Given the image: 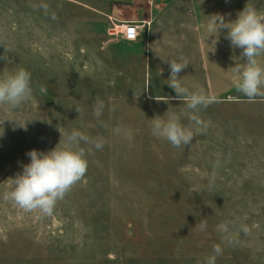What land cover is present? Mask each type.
<instances>
[{
	"label": "rangeland",
	"instance_id": "1",
	"mask_svg": "<svg viewBox=\"0 0 264 264\" xmlns=\"http://www.w3.org/2000/svg\"><path fill=\"white\" fill-rule=\"evenodd\" d=\"M234 1L264 12V0ZM109 2L0 0V76L25 68L32 87L17 109L0 105V264H207L216 245L215 264H264V96L214 98L189 145L154 135L150 118L192 126L191 110L144 90L141 44L104 32ZM73 129L103 147L51 214L5 199L27 153Z\"/></svg>",
	"mask_w": 264,
	"mask_h": 264
},
{
	"label": "clouds",
	"instance_id": "2",
	"mask_svg": "<svg viewBox=\"0 0 264 264\" xmlns=\"http://www.w3.org/2000/svg\"><path fill=\"white\" fill-rule=\"evenodd\" d=\"M40 7L47 12V4ZM52 18H56L54 14ZM223 29H227L226 38L230 40L231 46L242 50L240 56L244 63L235 67L239 74L234 81L236 89L250 101L255 100L257 96H264V63L258 59L264 55V12L246 4L235 20H226L224 15L219 13L211 15L206 38L219 36ZM5 51L10 50L5 48ZM4 58L6 59V56ZM165 62L170 67L167 84L174 89L176 98L182 100L187 109L191 110L192 126L182 123L181 113L168 112L166 119L159 115L150 118L152 130L154 135L163 137L174 147L186 146L191 144L197 132L207 127L198 113L201 108L213 102L214 98L206 93L203 87L190 89L181 81L179 74L189 65L186 58L175 57ZM149 83L144 90H147ZM31 96V73L27 69L18 68L0 76V105L14 110ZM76 110L80 112L78 107ZM102 110L103 102L100 101L94 108L97 118L102 115ZM2 122L0 121V124ZM81 142L90 147L81 146ZM93 146L96 149L102 148L103 139L93 140L85 132L73 129L62 144L60 139L57 146L50 151L30 150L27 153L30 162L23 166L21 173L12 178L11 190L5 193L4 198L13 201L25 211L39 210L42 214H51L56 203L85 176L88 168L87 156ZM200 228L204 230L206 223L202 222ZM222 230L226 231L227 226H222ZM243 231L247 232V228H243ZM221 251L219 245L214 246L215 255L207 258V264H215L216 255Z\"/></svg>",
	"mask_w": 264,
	"mask_h": 264
},
{
	"label": "crops",
	"instance_id": "3",
	"mask_svg": "<svg viewBox=\"0 0 264 264\" xmlns=\"http://www.w3.org/2000/svg\"><path fill=\"white\" fill-rule=\"evenodd\" d=\"M127 5L132 8L130 12L122 8ZM242 10L234 0H110L104 14L119 19H150L134 39L122 41L127 45L141 44L146 83L150 82L148 88L153 96H163L164 91L177 96L167 84L170 67L165 60L184 57L189 61L179 74L184 85L190 89L203 87L216 98L238 91L234 85L239 75L235 67L244 61L242 50L233 48L226 38L227 29L217 37L206 38L208 24L211 15L219 13L226 20H235Z\"/></svg>",
	"mask_w": 264,
	"mask_h": 264
},
{
	"label": "built area",
	"instance_id": "4",
	"mask_svg": "<svg viewBox=\"0 0 264 264\" xmlns=\"http://www.w3.org/2000/svg\"><path fill=\"white\" fill-rule=\"evenodd\" d=\"M151 3V0H141ZM107 21L104 27V32L109 38H120L132 40L139 33V28H144L150 23V19H119L111 14H106Z\"/></svg>",
	"mask_w": 264,
	"mask_h": 264
}]
</instances>
